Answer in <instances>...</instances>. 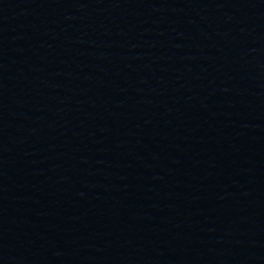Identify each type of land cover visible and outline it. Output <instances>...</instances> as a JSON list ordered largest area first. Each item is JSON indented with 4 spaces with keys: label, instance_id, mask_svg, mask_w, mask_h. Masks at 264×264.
Segmentation results:
<instances>
[{
    "label": "water",
    "instance_id": "water-1",
    "mask_svg": "<svg viewBox=\"0 0 264 264\" xmlns=\"http://www.w3.org/2000/svg\"><path fill=\"white\" fill-rule=\"evenodd\" d=\"M0 264H264V0H0Z\"/></svg>",
    "mask_w": 264,
    "mask_h": 264
}]
</instances>
